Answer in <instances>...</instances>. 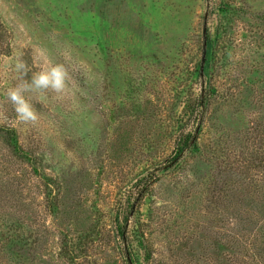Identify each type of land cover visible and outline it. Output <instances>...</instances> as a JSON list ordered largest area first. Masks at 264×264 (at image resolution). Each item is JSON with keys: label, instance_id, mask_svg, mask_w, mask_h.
<instances>
[{"label": "rangeland", "instance_id": "rangeland-1", "mask_svg": "<svg viewBox=\"0 0 264 264\" xmlns=\"http://www.w3.org/2000/svg\"><path fill=\"white\" fill-rule=\"evenodd\" d=\"M0 264H264V0H0Z\"/></svg>", "mask_w": 264, "mask_h": 264}, {"label": "clouds", "instance_id": "clouds-1", "mask_svg": "<svg viewBox=\"0 0 264 264\" xmlns=\"http://www.w3.org/2000/svg\"><path fill=\"white\" fill-rule=\"evenodd\" d=\"M14 70L21 74H26L27 66L23 60H17ZM69 78L67 69L60 64L54 65L47 70L34 73L30 81L25 80L16 86L10 88L6 95L14 105V110L18 119L24 123H36L39 119L38 113L34 110L32 104L26 97V93L35 90L51 89L56 93H63Z\"/></svg>", "mask_w": 264, "mask_h": 264}, {"label": "trees", "instance_id": "trees-1", "mask_svg": "<svg viewBox=\"0 0 264 264\" xmlns=\"http://www.w3.org/2000/svg\"><path fill=\"white\" fill-rule=\"evenodd\" d=\"M192 102H193V104H197V105H199L201 107H204L203 102H201L200 99H197L196 97L193 98ZM178 142L181 143V144H179V143L177 144V153H176L177 156L184 155V153H186V151L192 152L196 148V146H195L192 149V146L190 144V138H189V136H187L185 138L180 136Z\"/></svg>", "mask_w": 264, "mask_h": 264}, {"label": "water", "instance_id": "water-1", "mask_svg": "<svg viewBox=\"0 0 264 264\" xmlns=\"http://www.w3.org/2000/svg\"><path fill=\"white\" fill-rule=\"evenodd\" d=\"M204 48H205V46H204ZM206 54V51L204 50V55ZM204 61H205V59L203 58V63H204Z\"/></svg>", "mask_w": 264, "mask_h": 264}]
</instances>
